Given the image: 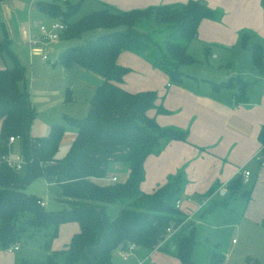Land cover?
I'll return each instance as SVG.
<instances>
[{
  "label": "trees",
  "instance_id": "1",
  "mask_svg": "<svg viewBox=\"0 0 264 264\" xmlns=\"http://www.w3.org/2000/svg\"><path fill=\"white\" fill-rule=\"evenodd\" d=\"M41 7L67 24L61 33L65 39L81 40L86 31L99 30L96 36L65 48L56 62L66 67H85L98 73L102 81L88 100L85 117H64L75 128L76 135L66 154L58 157L65 126L55 123L45 135L31 134L36 110L25 84L28 67L11 47L5 32L0 55L7 54L12 63L0 68V156L9 153L10 136L20 138L27 172L21 176L19 170L5 160L0 161V245L7 248L25 235L33 238L44 230V247L51 251L47 260L22 258L19 264H58L59 253L68 264H115L113 254L117 249L126 251L137 245L154 249L166 240L168 228L175 230L182 225L175 232L176 248L171 251L176 252L180 264H197L193 259L195 225L187 226L186 214L176 207L186 183L184 172L172 175L152 192L141 189L146 157L160 152L173 139H186L187 131L163 127L150 115L153 108L164 111L157 104L155 90L133 92L123 86L129 69L118 63V56L123 50L143 55L154 67L166 72L171 81L180 82L183 66L196 60L187 44L198 35L201 20L214 17L215 10L202 0L129 10L106 5L68 22L79 3L66 1L62 7L56 2H44ZM248 40L249 36L244 35L243 45ZM251 47L253 61L264 73L263 45L258 42ZM246 85L240 76L215 84L233 89L235 102L244 101ZM259 139L264 144V126ZM115 162L129 166L126 179H109L111 164ZM38 176L60 185L62 209L47 210L38 202L40 197L26 192L27 185ZM242 185L240 173L228 185L231 194ZM242 195L248 199L250 189ZM226 201H211L200 216ZM69 221L77 222L79 231L65 247L51 250L60 225ZM49 229L52 231L46 233ZM224 260L223 254L214 252L208 264H222ZM242 264L259 263L247 258Z\"/></svg>",
  "mask_w": 264,
  "mask_h": 264
},
{
  "label": "crops",
  "instance_id": "2",
  "mask_svg": "<svg viewBox=\"0 0 264 264\" xmlns=\"http://www.w3.org/2000/svg\"><path fill=\"white\" fill-rule=\"evenodd\" d=\"M66 1L72 4L79 3V8L70 18L82 10V15L79 17L81 18L106 5L129 10L164 3H185L189 0L1 1L0 41L3 40L5 32H7L11 47L17 52L21 61L29 66H27V79L33 62L39 58L46 60L42 57L43 53L48 55L47 60H51L53 66L58 64L56 62L58 55L67 46L69 40L60 36L59 39L45 46L31 47L27 43L31 37L40 34L39 24H49L58 20L48 14L41 5L44 2H56L65 7ZM202 1L215 10L216 15L203 18L198 27V35L188 42L187 49L195 56L196 60L183 66L184 73L180 82L171 81L166 72L154 67L143 55L123 50L118 56V63L129 69L124 75L123 86L133 92L155 90L157 104H161L164 111L159 112L153 108L149 111L150 115H153L163 127L187 131L186 139H173L160 152L151 153L146 157L144 161L145 177L141 182V189L152 192L165 184L172 175L183 171L186 183L180 209L186 214L188 220L198 217V221L192 224L195 225V236L198 226L205 223L204 218L215 219L214 213L222 221L223 226L235 221L234 225L236 226L244 224L250 228L252 223H256L261 236H264V167L262 166L264 157L259 158V152H264V144L259 139L260 130L264 126V73L255 65L251 47L252 43L259 42L264 48V5L262 0ZM70 18L68 22L79 19L71 20ZM244 35L249 36L247 45L242 43ZM11 63L7 56L0 55V68L10 66ZM68 68L79 73L88 70L77 64ZM232 76H240L247 82L244 101H234L233 89L226 86H215ZM99 77L102 80V77ZM43 127L42 131L45 133L48 126L44 125ZM32 130V135H45L35 134ZM75 135V130H73L69 140L72 141ZM16 141L17 138L9 142V148ZM243 169H248L252 173V183L245 188L250 189L248 199L242 195L245 189L239 188L234 194H231L228 187L232 179L237 177ZM129 172L130 168L127 164L112 163L109 179L116 176L119 177L118 179L124 180L128 177ZM211 188L215 189L207 194ZM240 193L245 200L241 212L231 208L228 198L236 197ZM38 197L44 200L46 206V199ZM224 198L227 199L225 203H219L207 214L200 216V211L208 203ZM221 206L223 208L216 210ZM71 222L78 227L71 228L72 234L69 229L65 231L63 237L67 236V240L61 248L65 247L72 235L79 231V224L75 221ZM261 236L255 248L239 250L242 253L232 263L229 253H225L227 251L223 249L222 252L209 251L210 255L203 264L209 262L214 252L224 255L225 260L222 264H242L247 258L264 264V238ZM237 242L234 238L233 243ZM18 243L19 247L14 250L0 245V264H19L22 258L34 260L24 253L20 246L21 242ZM138 247L144 246L137 245L134 248ZM175 248L176 246L171 240L162 242L154 249L146 247V255L137 264H155L151 260L153 253ZM59 249L51 247V250ZM234 249L236 248L234 247ZM46 251L48 258L51 251L47 249ZM119 252L126 255L124 250L117 249L113 254L115 264L114 256ZM163 255L168 257L167 254ZM43 258L45 257L43 256ZM58 264L60 263L58 262ZM171 264H180V260L172 258ZM197 264L200 263L197 262Z\"/></svg>",
  "mask_w": 264,
  "mask_h": 264
},
{
  "label": "rangeland",
  "instance_id": "3",
  "mask_svg": "<svg viewBox=\"0 0 264 264\" xmlns=\"http://www.w3.org/2000/svg\"><path fill=\"white\" fill-rule=\"evenodd\" d=\"M81 13L82 10L78 11L76 16H73L70 19L75 20L79 18L82 15ZM98 33L99 30H91L86 31L82 35L81 40L67 39L69 41L67 43V46L64 47L63 50L69 47V45L72 43V45L80 43L90 37L96 36ZM2 44L5 45L6 43L2 42ZM27 44L30 46L29 43ZM4 55L8 56L7 54ZM51 57L53 58L54 56ZM50 61L51 60L47 59L42 60L41 58L37 59V61H34L31 65L32 70L26 82L27 87L30 91L31 102L36 110V116L31 129H33L32 132L35 134H47L50 130V126H52L53 124H64V137L61 140V144L57 152V156L62 157L66 154L71 143V141L69 140V136L73 133V130H75L72 125L65 121L64 117H85L89 110L88 98L93 95L96 86L102 80L99 77L100 75H98L94 71H90L89 69H83L84 72L79 73L76 70H71L70 68L65 66L63 67L59 63L53 66ZM44 125L48 126L45 133L42 131L44 129ZM21 152L22 140L17 138V141L10 145V159L15 160L16 156ZM26 172L27 166H24L19 170L21 176H24ZM251 183L252 180L247 184H243L240 189L244 190L247 186H250ZM26 192L44 197L47 201V204L46 206H43H45L47 210H60L64 207L62 201L60 200L62 193L60 185L55 183L54 180H48L45 176H38L33 181H31L26 187ZM228 198L230 200L231 208L233 207L234 209L241 212L245 204V200L242 197L241 193L236 197ZM40 199L42 200V198ZM221 208H223V206L219 207L216 210H219ZM214 214L215 219L209 220L204 218L205 223L198 226V231L195 236L196 243L193 250V259L195 261L203 264L205 263L204 261L206 260V258L210 255L209 251L213 252L217 250L222 252L224 249L227 251L225 253H229V258L231 259L232 263L236 261V257H238L242 253L239 252V250H250L256 247L257 241L262 235L261 232L258 231L260 229L256 223H252L250 228H247L246 226H244V224H239V226H236L234 225L235 221H232L229 225L223 226V224L221 223L222 221H220V219L216 217V213ZM197 218L188 220L186 216L185 224L187 226H190L194 224L195 221H198ZM73 224L71 221L61 224L62 226H60L58 229V235L52 240L51 247L59 249L63 246V244L67 240V236L63 237V234L68 229L72 234L71 228L77 226ZM181 227L182 225H179L173 233H171L170 235L168 234L166 237L167 240L164 241L171 240V242H173L175 232L179 231ZM254 228L256 229L253 230ZM51 231L52 229H49L48 231H46V233ZM45 235V231L42 230L39 231L33 238H28L25 235L20 240V246L24 253H27V256L31 257L35 261H43L47 258V251L44 247V243L47 240ZM261 237L264 238V236ZM234 238L238 241L237 243H233ZM234 247L236 249H234ZM146 251V247H138L134 248L131 251H125L126 255L119 252L114 256L115 262L116 264H137L138 261L146 255ZM163 254H167L168 257H164ZM43 256L45 258H43ZM172 258L179 259L176 252L171 250H159L151 255V260L152 262H155V264H171ZM57 261L60 264H68L65 262L64 255L62 253H59L57 255ZM73 264L85 263L80 261Z\"/></svg>",
  "mask_w": 264,
  "mask_h": 264
},
{
  "label": "built area",
  "instance_id": "4",
  "mask_svg": "<svg viewBox=\"0 0 264 264\" xmlns=\"http://www.w3.org/2000/svg\"><path fill=\"white\" fill-rule=\"evenodd\" d=\"M67 24L61 20H54L49 24H39V29H40V34L38 36H33L29 39L28 43L30 44L31 47L35 46H45L48 45L49 43L57 40L60 36L61 33L66 29ZM43 59H48V55L46 53L42 54ZM18 137L10 136L8 142L14 141ZM264 157V152L260 151L259 152V158L262 159ZM5 160L10 166L14 167L17 170H20L24 167L25 165V160L23 156L20 154L15 160L10 159V155L8 154H3L0 156V161ZM262 166L264 167V161L262 163ZM242 175V182L243 184H247L248 182L251 181L252 178V173L248 169H243L240 171ZM118 178L116 176H113L111 178V181H116ZM38 202L41 205H44L43 200H38ZM181 202H182V197L176 201V207L180 208L181 207ZM186 221V220H185ZM169 235L174 232L171 228H168ZM19 247V243H15L9 247H7L10 250L17 249ZM133 249V246H130L128 251H131Z\"/></svg>",
  "mask_w": 264,
  "mask_h": 264
}]
</instances>
